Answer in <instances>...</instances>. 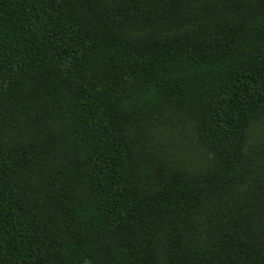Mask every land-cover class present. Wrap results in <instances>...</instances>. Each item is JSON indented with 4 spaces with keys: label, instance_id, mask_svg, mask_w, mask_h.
I'll return each mask as SVG.
<instances>
[{
    "label": "trees",
    "instance_id": "16d2710c",
    "mask_svg": "<svg viewBox=\"0 0 264 264\" xmlns=\"http://www.w3.org/2000/svg\"><path fill=\"white\" fill-rule=\"evenodd\" d=\"M0 264H264V0H0Z\"/></svg>",
    "mask_w": 264,
    "mask_h": 264
}]
</instances>
